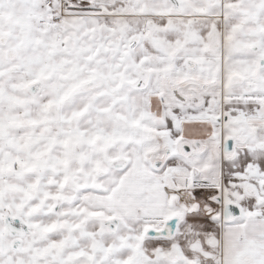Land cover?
Segmentation results:
<instances>
[{
    "label": "snow or ice",
    "instance_id": "snow-or-ice-1",
    "mask_svg": "<svg viewBox=\"0 0 264 264\" xmlns=\"http://www.w3.org/2000/svg\"><path fill=\"white\" fill-rule=\"evenodd\" d=\"M0 264H264V0H0Z\"/></svg>",
    "mask_w": 264,
    "mask_h": 264
}]
</instances>
